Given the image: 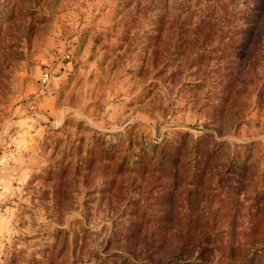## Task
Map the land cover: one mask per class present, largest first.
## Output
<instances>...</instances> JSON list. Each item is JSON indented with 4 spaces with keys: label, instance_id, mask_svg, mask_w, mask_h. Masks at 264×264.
Segmentation results:
<instances>
[{
    "label": "rangeland",
    "instance_id": "obj_1",
    "mask_svg": "<svg viewBox=\"0 0 264 264\" xmlns=\"http://www.w3.org/2000/svg\"><path fill=\"white\" fill-rule=\"evenodd\" d=\"M170 244L264 264V0H0V264Z\"/></svg>",
    "mask_w": 264,
    "mask_h": 264
},
{
    "label": "trees",
    "instance_id": "obj_2",
    "mask_svg": "<svg viewBox=\"0 0 264 264\" xmlns=\"http://www.w3.org/2000/svg\"><path fill=\"white\" fill-rule=\"evenodd\" d=\"M176 177L173 178V182H172V186L169 190L168 193H166L165 195V199L167 198V201H174V197L178 191V185L176 184ZM151 193V192H150ZM173 246V245H172ZM183 245H178V247H173V252H171V244L169 246L168 251H166V247H156V250H152L151 251H147V250H139L138 251V255L136 257L133 258L132 262H124V264H149V261L153 258L152 255H156L157 258L163 259L162 264H170L169 263V259H175L177 260V264H189L191 263L190 260H182L183 257H185L184 255L188 253L189 250L188 247L186 248V246ZM175 248V249H174ZM185 249V250H184ZM144 251V253H143ZM167 252H169L167 254ZM142 254H146V257H143ZM166 256H169V258ZM200 260V259H199ZM159 264V260L157 262ZM120 264H122V262H120ZM194 264V263H192Z\"/></svg>",
    "mask_w": 264,
    "mask_h": 264
}]
</instances>
